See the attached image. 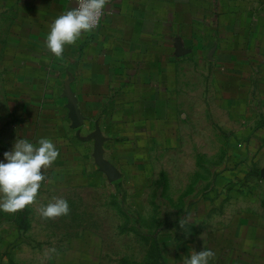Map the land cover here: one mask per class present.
<instances>
[{"label":"crops","instance_id":"obj_1","mask_svg":"<svg viewBox=\"0 0 264 264\" xmlns=\"http://www.w3.org/2000/svg\"><path fill=\"white\" fill-rule=\"evenodd\" d=\"M74 7L0 0V103L17 139H51L55 175L95 173L97 131L121 175L144 150L189 143L220 175L210 263L264 264V0H107L100 25L57 57L47 34Z\"/></svg>","mask_w":264,"mask_h":264},{"label":"rangeland","instance_id":"obj_2","mask_svg":"<svg viewBox=\"0 0 264 264\" xmlns=\"http://www.w3.org/2000/svg\"><path fill=\"white\" fill-rule=\"evenodd\" d=\"M1 104L3 159L17 135ZM215 144L207 142V150L214 153ZM190 150L183 142L144 150L137 168L113 182L98 166L95 173L87 166L85 174L44 172L34 203L16 213L0 211V264H182L192 250L208 249L209 237L214 252L223 242L215 239L221 207L208 216L206 199H215L220 175L207 160L188 157ZM56 198L68 201L69 213L43 217L41 208Z\"/></svg>","mask_w":264,"mask_h":264},{"label":"clouds","instance_id":"obj_3","mask_svg":"<svg viewBox=\"0 0 264 264\" xmlns=\"http://www.w3.org/2000/svg\"><path fill=\"white\" fill-rule=\"evenodd\" d=\"M107 0H76V7L59 15L52 23L46 38L47 49L59 57L66 45L75 43L83 33L95 29L106 11ZM56 144L49 138L36 143L17 139L11 151L0 159V211L16 213L35 202L44 170L59 157ZM68 201L56 198L55 202L41 208V215L54 218L67 215ZM215 253L209 249L192 250L182 264H209Z\"/></svg>","mask_w":264,"mask_h":264},{"label":"water","instance_id":"obj_4","mask_svg":"<svg viewBox=\"0 0 264 264\" xmlns=\"http://www.w3.org/2000/svg\"><path fill=\"white\" fill-rule=\"evenodd\" d=\"M94 139H96L95 145V152L94 158L97 166L99 167L100 171L104 173L110 182L116 181L121 178V174L109 163H107L102 156V144H103V137L97 131L93 135ZM262 178H264V171L261 173Z\"/></svg>","mask_w":264,"mask_h":264},{"label":"built area","instance_id":"obj_5","mask_svg":"<svg viewBox=\"0 0 264 264\" xmlns=\"http://www.w3.org/2000/svg\"><path fill=\"white\" fill-rule=\"evenodd\" d=\"M75 3H76V0H75ZM102 18H103V17H102ZM101 22H102V19H101L100 23H101ZM100 23H99V25H100ZM99 25H98V26H99ZM98 26H97V27H98ZM97 27H96V28H97Z\"/></svg>","mask_w":264,"mask_h":264}]
</instances>
